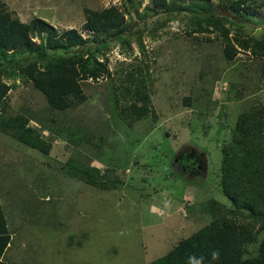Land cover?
I'll list each match as a JSON object with an SVG mask.
<instances>
[{"label": "rangeland", "instance_id": "374dc122", "mask_svg": "<svg viewBox=\"0 0 264 264\" xmlns=\"http://www.w3.org/2000/svg\"><path fill=\"white\" fill-rule=\"evenodd\" d=\"M2 1L23 22L41 17L59 33L77 28L85 37L92 36L83 28L86 8H124V0ZM148 5L152 0H142L141 13L127 16L133 28L151 24L146 17L154 13L142 12ZM252 5L264 19V0ZM216 12L230 16L221 5ZM185 17L170 20V33L160 38L145 36L144 51L135 39L130 46L115 41L107 51L111 75L83 80L87 100L67 110L52 108L22 75L34 54L20 49L0 60V68L12 73L2 75L12 86L5 116H27L53 145L46 155L0 132V197L12 233L8 264H148L206 225L212 201L229 204L218 184L220 147L245 108L264 104L263 60L239 46L228 60L219 32L189 34L193 27ZM241 22L248 37L264 36V24ZM139 69L151 73L145 91L152 110L129 126L119 113L129 103L122 84ZM184 147L208 152L209 172L179 170L174 156ZM72 159L101 169L106 182L116 173L119 186L85 182L68 171Z\"/></svg>", "mask_w": 264, "mask_h": 264}, {"label": "trees", "instance_id": "16d2710c", "mask_svg": "<svg viewBox=\"0 0 264 264\" xmlns=\"http://www.w3.org/2000/svg\"><path fill=\"white\" fill-rule=\"evenodd\" d=\"M123 5V9L117 5L86 8L83 28L92 36L85 37L77 28L59 33L55 25L41 17L23 22L7 11L0 0V60L20 49L34 54L36 60L21 70L22 75L46 95L52 108L67 110L87 100L83 80H99L111 75L107 51L115 41L130 46L131 39H135L144 51L145 36L160 38L162 34L170 33V20L186 16L193 27L189 34L219 32L228 60L235 59L238 46L260 57L263 60L261 79L264 80V36L248 37L241 22L264 24L252 0H219L217 4L211 0H152V5L142 10L146 16L154 13L146 17L151 24L146 20L136 28L127 21V16L134 18L141 13L142 0H124ZM220 5L230 16L217 14ZM161 14L166 17L162 18ZM34 37L40 42L37 43ZM197 42H200L199 38ZM76 46H87V50L84 53L72 51ZM134 72L130 71L127 83L122 84L129 103L119 112L129 126L152 110L150 92L145 91L152 82L151 73L148 69L146 72L139 69L136 77ZM4 74L11 76L12 73L5 67L0 68V132L48 154L52 142L37 127L30 125L27 116H5L8 106L5 94L12 86L2 81ZM129 82L138 86L133 88ZM221 151L222 175L218 184L230 205L212 201L214 206L209 207L211 220L206 225L148 264H189L190 256L203 257L204 264H264V104H252L237 116L231 137L221 146ZM69 170L100 188H117L121 181L115 173V178L106 182L101 169L76 159L69 162ZM109 171L116 172L113 168ZM11 242L12 233L0 197V264H8L4 256ZM213 251L219 252L215 261L211 259Z\"/></svg>", "mask_w": 264, "mask_h": 264}, {"label": "flooded vegetation", "instance_id": "af4514ba", "mask_svg": "<svg viewBox=\"0 0 264 264\" xmlns=\"http://www.w3.org/2000/svg\"><path fill=\"white\" fill-rule=\"evenodd\" d=\"M182 149L180 153L174 156V162L178 163L179 170L190 175H202V173L209 170L208 160L205 158L203 152H198V150L193 147H184Z\"/></svg>", "mask_w": 264, "mask_h": 264}, {"label": "clouds", "instance_id": "9594fccd", "mask_svg": "<svg viewBox=\"0 0 264 264\" xmlns=\"http://www.w3.org/2000/svg\"><path fill=\"white\" fill-rule=\"evenodd\" d=\"M34 84V83H33ZM38 89V88H37ZM39 90V89H38ZM32 126V125H31ZM52 148H53V146H52ZM52 148H51V150H52ZM221 148V147H220ZM51 150H50V152H51ZM204 151H207V150H205V149H203ZM201 151V150H200ZM200 151H198V152H200ZM50 152L48 153V154H50ZM222 152V151H221ZM204 153V152H203ZM48 154H46V155H48ZM205 154V153H204ZM205 155H207L208 156V152H207V154H205ZM208 160V165H209V159H207ZM169 206V204H168V202H165V207L167 208ZM219 258V252L218 251H213L212 253H211V259H212V261H215V260H217ZM189 264H204V258L203 257H201V258H196L195 256H190L189 257Z\"/></svg>", "mask_w": 264, "mask_h": 264}]
</instances>
